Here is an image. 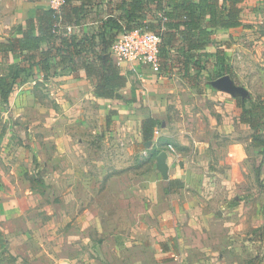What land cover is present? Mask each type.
Masks as SVG:
<instances>
[{"label": "rangeland", "instance_id": "374dc122", "mask_svg": "<svg viewBox=\"0 0 264 264\" xmlns=\"http://www.w3.org/2000/svg\"><path fill=\"white\" fill-rule=\"evenodd\" d=\"M94 2L91 16L97 19L106 16L110 0ZM244 4L246 9L241 15L244 25L215 31L213 38L216 44L208 48L210 51L192 58L186 73L179 63L181 57L176 50L172 51L174 55L171 61H161L159 71L146 65L157 75L165 70L164 62H168L171 71V76L166 75L168 83H162L164 95L161 97L172 102L161 111L163 118L161 125L157 127L159 132L154 133L157 143L154 137L147 146L139 142L135 151L126 155L127 139L122 137L116 144L125 149V152L120 153L118 158H106V150L113 145V138L120 131L117 130V134L113 135L115 130L110 129L107 119L101 123L85 125L87 135L92 134L95 142L102 144L105 150L100 154L102 158H96L102 170L95 165L98 167L97 172L93 171L98 179L96 183L106 182L110 168L115 166H119L120 170H126L128 166L133 180L140 178V172L148 170L154 179L150 178V192L147 191L144 196L149 198L148 207L151 208L153 200L163 194V183L168 178L161 172V167L163 170L168 161L163 162L159 158L160 154L175 149L192 151V170L200 175L198 188L193 189V192H198L208 202L205 204L202 201V204L213 211L214 226L201 233L200 230L192 231L200 241L193 243V253L188 258L196 261L207 257L213 264H226L227 261L228 264H264V191L260 184L263 183L264 186V151L253 143L254 137L264 139V117L257 122L256 128L241 120V106L250 108L255 104L256 107H264V0H244ZM119 36L120 34L117 38ZM217 48L225 51L226 62L231 71L226 75H221V67L216 64L214 53ZM9 67L7 60L0 65V73H7ZM126 72L131 71L128 69ZM30 77L32 76L22 77L17 87ZM56 82L53 77V81L45 79L35 84L30 83L20 91L23 98L19 99L18 96L19 102L16 101V105L0 100V201L4 198L12 199L10 207L13 206L12 216L4 219L2 213L0 228L30 230L32 236L29 241L35 242L32 246H17L13 242H10L13 244L10 246L6 243L9 252L14 255L21 250L23 257L28 258L27 263L63 264L68 231L64 232L63 228L75 223L81 230H70L72 240H76L77 245L83 231L86 239L80 245L79 255L77 252L72 253L75 257L71 254V264H107L108 261L100 259L101 250L103 252L106 249L103 253L105 257V254L115 259L123 256L120 253L118 255L114 245H110V235L116 233L123 241L125 238L128 241L131 231L127 228L132 224L135 228L141 225V211L145 212L141 199L142 184L133 183L135 188L127 193H124L125 189L118 192L112 186L105 185L97 195V188L81 191L76 185L67 187L62 184V157L51 151L53 147L56 148L57 143L61 144L64 140L60 143L62 135L53 129H62L61 122H66L64 129L68 130L67 133L70 132L75 147V141L79 143L76 140L79 135L82 140L86 135L84 131L80 132L78 119L70 113L64 119H54V125L46 127L48 120L64 112L52 93ZM171 84L176 90L169 92L166 87ZM28 95L31 96L29 99L26 98ZM36 119H39V123L34 122ZM49 127L52 129L49 130ZM96 130L100 133L93 135ZM47 131L52 132L48 135ZM108 131L112 134H108ZM100 134L105 136L107 142L99 140ZM33 143L43 149L48 146L51 155L43 151L35 155ZM50 156L51 160L53 158L61 162L55 170L51 165H46ZM126 156H129L128 163ZM24 208L23 212L27 214L19 215V211ZM221 210L222 214L218 213ZM64 212L65 216L69 215L72 219L68 225L63 223L66 219ZM118 212L121 218L119 230H110L111 221L119 216ZM152 219L151 221H156L157 217ZM103 220L107 221V225L101 226L100 221ZM202 220L199 215L198 225ZM100 227L104 230H99ZM170 236L164 234L166 238ZM14 243L19 244L17 240ZM130 248H133L132 245ZM129 256L132 255H127Z\"/></svg>", "mask_w": 264, "mask_h": 264}, {"label": "crops", "instance_id": "0c3cea01", "mask_svg": "<svg viewBox=\"0 0 264 264\" xmlns=\"http://www.w3.org/2000/svg\"><path fill=\"white\" fill-rule=\"evenodd\" d=\"M84 2L87 4L91 3L88 5L90 6L91 11L83 20V32L97 29L102 25L103 21L106 20L110 13H118V11H113L114 4L117 0H110V3L108 2V5L110 6L108 8V14L106 16H100L99 18L101 19H97L96 17L91 16L96 2H94V0H77L76 4H82ZM39 7H49L48 0H0V43H8L11 39L19 37L20 34L17 32V27L20 24H25L29 17L34 16L36 9ZM215 31H218V29ZM46 47L47 44H43L40 51L36 52L37 59H39L40 52ZM206 51L210 50L206 49ZM177 54L179 53L177 52ZM170 55L172 56L174 54L170 52ZM22 58H24V56L19 51H4L0 48V65L7 60L10 64L21 63ZM122 68V72L128 76V84L127 87L121 91V97L119 99L98 97L94 90V78L88 77L85 71L81 69L67 73H61L59 68L55 70L53 69L54 71L51 72L47 78V80L51 79L53 81L54 77L55 81H57L52 87V93L54 99L60 104V108H64V112L60 113L57 117L48 120L45 124L46 127L48 125H54V119H64L70 113V115L72 114L75 116L76 120L78 119L80 125L79 129H81L80 132L84 131L86 135L83 140L79 135V138L76 139L79 143L75 141L77 144L75 147L73 146L70 132L67 133L68 130L64 129V126L67 125L66 122H61L63 126L62 129H53V131L55 130L56 133L62 135L60 143L62 139L64 140L61 144L57 143L58 145L56 148L53 147L51 151L52 154H61L63 170V176L61 178L62 184L67 187L70 185H76L81 188V191H88L90 188H97L96 195L100 194L99 192L105 185L107 187L112 186L118 192L125 189L126 191L124 193H127L135 188L133 183L142 184L143 198L141 199L145 212L143 210L141 211V225L136 226L135 228L132 224L131 227L129 226L127 228L131 231L130 237L128 238L129 242L126 238L125 241H123V238L116 233L110 235V245H114V249L118 251V255L120 253L123 256L115 259L111 258L109 254H105V257L103 253H105L106 249L103 252L101 250L99 253L100 259L103 261L106 260V262L108 261L107 264H213V262L207 260V257L198 258L196 261L188 258L191 253H193V243H198L200 241L198 240V236L194 235L192 231L200 230L199 233H201L205 231L204 229H209L214 226L212 223L213 211L209 206H204L202 204V201H204L205 204H208V202L203 196L202 199L200 195H198V192H193V189L198 188L200 175L192 170V163L194 160L192 158V151L184 152L182 149H175L173 151L167 150L165 153L160 154L159 158L163 162L168 161V164L164 165L163 170L161 167V172L168 178L165 179L166 182L163 183V194L160 195L159 198L153 200V208L148 207L150 200L149 198L146 199V196H144L147 191L148 193L150 192L149 182L152 181L150 178L154 179V176L148 170L140 172V178L133 180L131 178L133 176H130L131 174H129L128 166L126 170H120L119 166H115L113 169L110 168L109 173L105 178L106 182L96 183L98 182V179L93 171L97 172L98 167L95 165H98L99 170L102 171L100 163L97 162L96 158L97 156L102 158L103 156L100 154L105 150L102 148V144L97 141L95 142V138L92 134H90V136L87 135L88 130L85 125L90 123H101L102 120L107 119V124L110 126V129L115 130V134L113 135L117 134V130L120 131V133L118 136H114L113 145L106 150V158H108V156H115L118 158L117 156L121 155L120 153L125 152V149L118 147L116 144V142H119L122 137L127 139V152L125 153L126 155H131V153H133L138 147L139 142H143L145 146H147L149 142L151 143V140L146 141L143 137V122L150 117L157 118L162 122L163 117L161 111L164 110V107H168L169 103L172 102V100H169L168 102L167 98H162L164 95L162 83H168L167 76H171V71H169L170 64H168V69L163 70L157 75L153 74L151 69L144 64L128 63ZM128 69L131 71L130 73L126 72ZM30 76L32 77L20 84V87H17L18 83L14 87V90L9 97V102H11L12 105H16V101L17 103L19 102L17 100L18 96L19 99L20 97L23 98V96H20V91L23 90L25 86L46 79L44 77V72L37 66L33 67ZM173 86L174 85L172 84L167 86L166 90L169 92L175 91L176 88ZM30 97L28 95L26 98L29 99ZM34 122L39 123V119H36ZM51 129L52 128L49 127V130ZM51 132L52 131H47V134L49 135ZM97 133H100L99 130L93 135H97ZM108 134H112V132L108 131ZM100 139L101 142H107L103 134L99 135V140ZM154 141L156 143L158 141L156 136H154ZM33 146L35 155L40 151L50 154L48 146H45V149L34 143ZM55 157L56 155H54V158ZM127 157L129 156H126V159ZM49 160L50 161H46V165H51L54 170L57 165L61 163L53 158L51 160V156L49 157ZM126 163H128V159ZM93 166L94 169L92 168ZM15 170L17 171V169ZM110 171L114 172L110 173ZM4 173L5 172L3 171V174ZM56 177H58V174ZM145 177L148 178V180H146ZM161 178L163 177L161 176ZM52 186H54V183H52ZM79 197L82 198L81 196ZM11 200L12 199L8 200L7 198H4L0 201V219L2 213L4 219L12 216L11 213L13 206L10 207ZM203 207H206L207 209H203ZM20 211L19 215L20 213L21 215L22 213L24 214L25 208ZM47 211L50 213L49 209H47ZM221 212L222 210L218 213ZM51 213H53V211ZM118 213L119 216L114 217L111 221L110 230H119L118 225L119 220L121 222V218L120 212ZM199 215H201L203 220L198 225L197 222ZM126 216L128 215L126 214ZM130 216H132V214H130ZM65 217L67 220L63 217V223L68 225L72 219L69 218V215H66ZM153 217H157L156 221H151L153 220ZM106 222V220L100 221L101 226ZM77 227L78 225L73 223L72 225H69L68 228H63L64 232H66L65 230H68L67 237H65L67 247L63 250V264H71V254L77 252V255H79L78 252H80L81 249L80 245L82 244L83 239H86V234H84L83 231L79 235L78 244H75L76 240H72L70 230H81ZM99 230L104 229L100 227ZM151 230H155L156 232H151ZM135 232L138 233V235ZM164 234L171 236L166 238L164 237ZM31 236L32 233L30 230H4L3 228H0V252L2 253V256H0V264H29L27 263L28 258L26 256L25 258L23 257L24 255L21 250H19V254L14 255L11 251L9 252V246H6V243L10 246L13 244L20 246V244H22L29 247L35 243L34 241L33 243L32 241H29ZM15 240H17L19 244L14 243ZM10 242H13V244H10ZM131 245L133 247L132 249L130 248ZM6 247L7 250H5ZM8 255H10V257H8ZM72 255L75 257L74 254ZM127 255L132 256L127 257ZM168 257L171 258L168 259ZM212 259L214 260V258ZM228 263L229 262L227 261L226 264Z\"/></svg>", "mask_w": 264, "mask_h": 264}, {"label": "trees", "instance_id": "16d2710c", "mask_svg": "<svg viewBox=\"0 0 264 264\" xmlns=\"http://www.w3.org/2000/svg\"><path fill=\"white\" fill-rule=\"evenodd\" d=\"M65 0L61 9L39 7L34 16L17 27L19 37L8 43H0L4 51L22 53L21 63L10 64L9 71L0 74V100L9 102L14 87L24 76H29L34 66L44 72L47 79L59 68L61 73L84 70L95 80L94 90L98 97L119 99L127 87L128 76L109 55L117 35L136 29L150 31L162 39L161 61H171L170 52L177 51L184 73L189 71L190 61L206 53L216 44L213 38L216 29H231L244 25L241 15L245 11L244 0H117L114 10L97 29L82 34L67 33L66 25L82 26L91 8L87 3ZM58 26H61L58 32ZM43 44L47 47L36 57ZM221 75L229 72L226 54L222 48L215 53ZM170 59V60H169ZM164 68L168 62H164ZM162 66V65H161ZM54 69V70H53ZM242 107L241 120L253 128L264 117V107ZM161 125L157 118L150 117L142 124L146 141L154 137V130ZM254 146L262 147L264 139L254 137ZM258 181L260 175H257ZM264 191L263 183H260Z\"/></svg>", "mask_w": 264, "mask_h": 264}, {"label": "built area", "instance_id": "2783aa9c", "mask_svg": "<svg viewBox=\"0 0 264 264\" xmlns=\"http://www.w3.org/2000/svg\"><path fill=\"white\" fill-rule=\"evenodd\" d=\"M167 1V0H164ZM65 0H49V7L60 10ZM62 27L58 26V32ZM67 33H83L82 26L66 25ZM162 39L153 32L136 29L125 31L112 43L109 55L119 65L137 63L149 65L153 70L159 71L161 66ZM159 132L156 127L154 133ZM171 148H173L171 146Z\"/></svg>", "mask_w": 264, "mask_h": 264}]
</instances>
